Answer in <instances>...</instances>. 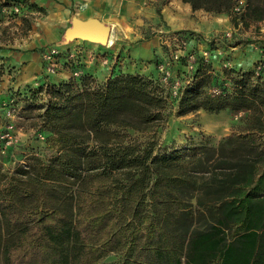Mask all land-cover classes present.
I'll list each match as a JSON object with an SVG mask.
<instances>
[{
    "label": "trees",
    "instance_id": "16d2710c",
    "mask_svg": "<svg viewBox=\"0 0 264 264\" xmlns=\"http://www.w3.org/2000/svg\"><path fill=\"white\" fill-rule=\"evenodd\" d=\"M181 1L235 12V0ZM262 2L245 0L254 9ZM9 5L0 0V21ZM256 65L227 71L228 86L198 56L177 114L245 111V127L217 144L164 150L129 134L165 118L155 77L112 72L101 83L86 73L30 89L24 104L42 109L37 132L52 152L0 168V264H264V73ZM209 240L214 250H196Z\"/></svg>",
    "mask_w": 264,
    "mask_h": 264
},
{
    "label": "rangeland",
    "instance_id": "374dc122",
    "mask_svg": "<svg viewBox=\"0 0 264 264\" xmlns=\"http://www.w3.org/2000/svg\"><path fill=\"white\" fill-rule=\"evenodd\" d=\"M45 1L3 0L10 5L2 8L0 21L2 170L12 171L40 149L44 154L52 152L45 148V135L37 132L42 109L26 107L23 96H30V89L35 90L40 84L79 78L86 73L101 83L112 72L140 71L158 80L168 102L165 118L146 131L129 130V134L143 142L154 140L159 150L189 141L217 144L225 136L244 129L245 111L210 113L200 109L178 115L177 95L192 80L198 56L211 63L215 74L226 78L228 86L231 83L227 71L235 74L237 70H251L264 57V2L257 4L256 9L244 3L240 13L218 14L204 9L186 10L188 5L181 0H135L140 2L136 10L122 6L124 27L118 42L100 45L75 39L64 44L62 31L57 41L34 45L39 38H45L46 26L61 20L64 10L70 25L71 15H78L85 8L107 5L104 9L112 14L119 7L115 0H53L55 8L45 7ZM181 30L189 35L186 52L194 54L192 69L188 68L186 52L179 51L176 57L178 46L172 42L170 48L166 43L168 34H181ZM53 46H58L59 53L45 57ZM183 58L187 59L184 64ZM49 65L54 72L48 71ZM206 88L213 92L219 89L217 85ZM44 90L37 95L41 104H45Z\"/></svg>",
    "mask_w": 264,
    "mask_h": 264
},
{
    "label": "crops",
    "instance_id": "0c3cea01",
    "mask_svg": "<svg viewBox=\"0 0 264 264\" xmlns=\"http://www.w3.org/2000/svg\"><path fill=\"white\" fill-rule=\"evenodd\" d=\"M115 2H117V6H119L118 7V12H116V13H112L111 14L108 11H106L104 9V7L106 8L107 5H105L103 8L101 6H100V8L99 7L94 8V6H92V4H91L92 7L85 8L82 13L78 14V16L83 18V19H87V18H90V17H98L101 20L111 24L112 30H111L110 40H109V43L107 45H110L113 42V40H114V42H118L117 39L119 37H121L120 34H121V31H122V29L124 27V23H123L122 18H121V17H123L122 6L126 5V6H129L130 8H135V10H136V9L139 8V4H140L139 1H135V0H115ZM53 3H54L53 0H47V1L44 2L45 7H50V6L52 8L57 7ZM91 3H93V0H91ZM153 3L154 2H150L149 4H153ZM136 5H138V7ZM187 5L188 6H186L185 9L186 10L190 9L191 11H193L192 8H191V5L189 3H187ZM148 6L150 8H152L151 5H148ZM98 10H101V11H98ZM65 13L66 12L64 10L61 20L57 21L56 24H53L52 26H46V28H45V30H46L45 31L46 32L45 33V38H43V37L39 38L36 42H34L35 43L34 45H38V44L39 45H43V44H48V43L57 41V39L59 38L61 32L65 31V29L69 26L68 17L66 18V14ZM107 14H109V15H107ZM153 16L155 17V20L159 19V18H157L155 12H154ZM205 236L206 235L204 234L202 236V238H206ZM214 248H215L214 244L209 240V242L206 243L205 247H204V244H203V246H201L200 248L197 247L196 250H199V249L200 250H214Z\"/></svg>",
    "mask_w": 264,
    "mask_h": 264
},
{
    "label": "water",
    "instance_id": "95a60500",
    "mask_svg": "<svg viewBox=\"0 0 264 264\" xmlns=\"http://www.w3.org/2000/svg\"><path fill=\"white\" fill-rule=\"evenodd\" d=\"M112 26L98 17L83 19L72 14L70 25L65 29L62 43L67 44L75 39H81L96 44L107 45L110 40Z\"/></svg>",
    "mask_w": 264,
    "mask_h": 264
},
{
    "label": "built area",
    "instance_id": "2783aa9c",
    "mask_svg": "<svg viewBox=\"0 0 264 264\" xmlns=\"http://www.w3.org/2000/svg\"><path fill=\"white\" fill-rule=\"evenodd\" d=\"M235 2L236 3H235L234 11L237 13H240L242 11V7L245 3V0H235ZM172 42L174 43V45L178 46V48L175 51V56L179 57L178 52L179 51L186 52L190 41H189V38L183 33H181V34L175 33V34H171V35L168 34L166 36V43L170 48H172V46H171ZM59 51L60 50H59L58 46H53L47 50V52L45 53V57L50 58L53 55L59 53ZM186 55H187L188 60H189L188 68L192 69L194 67V61H195L194 54L186 52ZM47 69L49 72H54V68L52 65H49ZM255 71H256L257 75H259L260 73H264V57H261L258 60L257 65L255 67ZM76 74H78V72H76ZM7 136H9V134Z\"/></svg>",
    "mask_w": 264,
    "mask_h": 264
},
{
    "label": "bare ground",
    "instance_id": "6f19581e",
    "mask_svg": "<svg viewBox=\"0 0 264 264\" xmlns=\"http://www.w3.org/2000/svg\"><path fill=\"white\" fill-rule=\"evenodd\" d=\"M63 20V19H62ZM49 29V28H48Z\"/></svg>",
    "mask_w": 264,
    "mask_h": 264
}]
</instances>
